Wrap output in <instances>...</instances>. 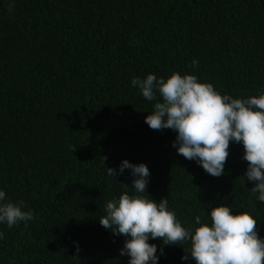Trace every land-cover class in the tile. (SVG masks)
Here are the masks:
<instances>
[{
  "label": "trees",
  "instance_id": "16d2710c",
  "mask_svg": "<svg viewBox=\"0 0 264 264\" xmlns=\"http://www.w3.org/2000/svg\"><path fill=\"white\" fill-rule=\"evenodd\" d=\"M173 72L258 96L264 0H0V189L34 215L27 227L0 225V264H128L125 237L99 223L108 201L135 194L130 170L107 175L124 160L149 167L142 195L168 198L183 226L210 223L225 204L250 213L264 238L242 144L230 142L213 177L177 154L174 131L145 123L155 102L131 80ZM149 243L164 248L159 264H195L181 259L189 242Z\"/></svg>",
  "mask_w": 264,
  "mask_h": 264
},
{
  "label": "clouds",
  "instance_id": "9594fccd",
  "mask_svg": "<svg viewBox=\"0 0 264 264\" xmlns=\"http://www.w3.org/2000/svg\"><path fill=\"white\" fill-rule=\"evenodd\" d=\"M197 64L192 61L193 67ZM131 85L147 101L155 102L145 117L149 128L174 131L172 147L177 154L195 161L211 176L224 174L230 142L242 144L243 160L248 162L244 176L254 184L249 191L258 202H264V90L258 96L233 98L221 95L211 83H201L195 75L179 72L167 78L147 74L144 79L133 78ZM106 169L113 177L127 169L132 177L135 194L124 192L108 201L106 215L99 219L113 235L125 237L120 255L129 257L128 264H159L164 248L157 255L158 246L149 243L157 239L164 246L189 242L181 259L191 258L195 264H264V238L250 213H234L230 206L220 204L211 209L210 223L197 215L194 225L185 227L169 209L168 198L156 202L142 195L147 193L151 176L146 164L124 160L118 170ZM26 207L23 202L8 200L0 189V225L12 228L24 223L27 227L34 215ZM4 238L0 231V240Z\"/></svg>",
  "mask_w": 264,
  "mask_h": 264
}]
</instances>
